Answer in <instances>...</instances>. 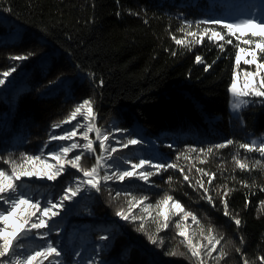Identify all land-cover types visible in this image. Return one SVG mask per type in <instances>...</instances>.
Here are the masks:
<instances>
[{
    "label": "trees",
    "instance_id": "16d2710c",
    "mask_svg": "<svg viewBox=\"0 0 264 264\" xmlns=\"http://www.w3.org/2000/svg\"><path fill=\"white\" fill-rule=\"evenodd\" d=\"M231 9L229 0H0V79H5L0 85V157L11 153L19 163L23 152L42 155L54 165L48 153L66 143L50 137L62 135L73 121L55 129L52 125L65 121L83 99L92 98L94 112L103 123H112L115 146H122L130 133L136 138L143 134L155 143L157 154H126L128 163L146 159L152 165L178 166L149 177L151 185L106 188L113 195L111 200L95 190L87 192L78 211L87 222L69 226L70 232L60 225L47 238L59 241L61 264H147L149 260L199 264L178 235L186 233L183 213L174 211L172 201L157 204L166 195L197 217L199 223L193 222L188 236L193 245H198L200 236L220 241L207 256V264H264L260 259L264 257V206L260 203L264 201V159L236 145L212 153L199 151L229 139L243 143L251 141L250 134L264 135V97H251L240 118L228 109L229 86L240 52L235 45L249 48L243 40L250 33L237 35L239 40L226 36L232 44L225 43L224 51L218 47L224 41L205 36L196 44L186 35L204 27L220 30V25H201L198 30L195 22L223 18V12ZM185 22H191L190 26ZM173 37L188 46L177 45ZM17 56L28 58H11ZM196 56L204 63H197ZM206 65H211L207 71ZM4 72L9 76L3 77ZM117 128L129 131L121 134ZM237 152L251 171L235 165L232 157ZM35 167L46 170L39 164ZM115 167L116 171L132 170L123 162H115ZM0 168L10 171L2 160ZM136 171L155 169L149 165ZM23 178L25 191L29 183ZM69 183L75 182L68 181L66 187ZM131 200L144 205L140 210L135 206L132 214L137 220L123 226L102 221ZM225 201L230 216L224 214ZM166 215L169 227L158 233L164 242L160 248L149 242L145 232L157 234ZM233 218L241 221L239 227ZM92 219L97 220L93 226ZM141 222L145 232L137 231ZM103 235L110 239L102 241ZM221 250L226 255L218 258ZM173 251L175 256L165 255Z\"/></svg>",
    "mask_w": 264,
    "mask_h": 264
},
{
    "label": "snow or ice",
    "instance_id": "6c2138e0",
    "mask_svg": "<svg viewBox=\"0 0 264 264\" xmlns=\"http://www.w3.org/2000/svg\"><path fill=\"white\" fill-rule=\"evenodd\" d=\"M189 26L191 22H185ZM197 25V29H200L201 25H220V30H217L214 27H204L202 30L198 32H187V36H192L194 38V43L199 44L202 42V39L207 36V39L210 41H224L218 45L221 51H224V44H232L231 39H226L228 37H235L237 40L240 39L237 36V32H241L243 29L248 28H259L261 32L257 34L256 32L250 33L249 38L244 39L243 43L245 45H251L253 43L256 44V48L259 49L260 59H264V14L261 15H250L245 18H237L233 20H227L225 18H208L204 20H198L195 22ZM184 29H181L183 31ZM210 33V35H209ZM200 35L201 40H195L196 35ZM243 35V33H242ZM259 35V40H254L253 38ZM175 43L177 45H183L185 47L188 46L184 40L176 39ZM240 51H246V49L241 48L239 44L235 45ZM176 55L175 52L172 53ZM31 55V54H29ZM252 60H245V64L255 63L257 59L256 50L252 49ZM14 60H24L28 57L26 56H17L11 57ZM195 61L197 63L203 64L204 61L202 57L196 56ZM240 57L237 55L236 62L237 66L239 65ZM215 63V61H213ZM211 65L205 66V71L210 68ZM264 68V63L257 64V69ZM11 71H15V67L11 69ZM9 72H4L3 77L9 76ZM91 75V74H90ZM245 75L254 76L256 73L246 72ZM5 83V79H0V85ZM100 86L103 85V81L99 82ZM264 87V85H262ZM230 93L235 98V102H230V107L232 110L239 111L242 106H244L247 101L242 99L243 97H247L249 95H255L257 97H264V91H255L248 92L238 90L236 87V77L233 75L232 84L229 88ZM83 117L85 120H90V122L86 125L82 124L77 117ZM76 121L75 124H72L71 127L67 130H62V135H52L50 137L51 140L55 141H72L69 144H59L58 151H50L48 153L55 161L56 164H48L46 159L42 158V155H31L28 153H20V162L11 158V153L7 158L0 157V160L3 161L4 164L9 165V170L0 168V264H61V260L59 259L63 255V251L60 249L59 241H52L47 239L53 231H59V221L54 219L61 215V212L57 209L63 210L65 209L66 201H73L75 197L81 195L82 192L87 193L91 190H95L96 192H100L102 190V182H107L109 180H119L124 181L126 178L136 176L138 179L148 182L149 177L154 174H159L161 171H167L169 168L178 167L174 163H158L152 165L150 160L140 159L139 163L132 164V170H122V171H113L111 174L108 171H105L104 174L100 175L101 168H112L113 165L108 164L107 161L113 159L112 153L116 152V148L110 147L106 144V141L109 139V135L103 132L99 127L95 125V112H94V100L92 98L83 99L82 102L77 104L73 111L70 112L69 116L65 121H61L59 124H53L52 127L60 128L62 124L70 123L71 121ZM80 129H83L80 131ZM115 131L120 132L121 134L127 133L128 129H115ZM95 132L96 140L99 141V155L95 157V164L90 169H85L81 166L80 161L83 156L86 154L91 155L96 152L94 148V141L89 138V133ZM82 137L83 143H78L73 140L77 134ZM144 141L141 138H136L134 133H130L126 141L122 144V147L127 148L129 145H140L143 144ZM230 145H236L239 149H243L246 153L250 152H258L260 157L264 159V136L257 138L256 140H251L247 142H238L233 140H226L223 143H218L210 146L207 149H199L201 153H212L213 150L224 149ZM47 147V143L45 144ZM171 147V145H169ZM80 150L76 152L72 158H68L69 153H73L74 150ZM192 151H197L196 149H192ZM41 153H43V149H41ZM179 158V157H178ZM187 158V157H185ZM235 165L241 170L251 171L246 160H242L240 158V153L237 152L232 157ZM125 163H128L125 160ZM260 161H257L259 164ZM39 164L41 170H36L35 165ZM32 165V166H29ZM66 165H70L72 169H76L77 172H82L83 179L80 177L75 178V183H69L67 187H62V195L60 198L53 202L52 199H49L45 204H41L40 200H33V198L27 195L22 188L24 187L22 178H36V179H46L47 181H57L63 174L71 175L68 172V168ZM144 165H150L155 169V172L151 171H139L136 169L142 168ZM255 167V165H253ZM182 171V170H181ZM204 175H207L202 169H199ZM169 181L172 177L168 178ZM185 180L188 179L187 175L184 177ZM19 182V183H18ZM203 185L201 184V187ZM246 186V185H245ZM264 191V189H261ZM119 195V193H117ZM205 195H207V189H205ZM226 195V193H225ZM143 199H147L144 197ZM209 203H212V198L210 196L207 197ZM172 201V207H175L180 212L183 213L184 217L191 216L192 221L199 223L197 217L191 213L185 212L183 207L180 205L178 201H175L171 195H166L163 201H158L157 204L168 205V202ZM262 206H264V201L260 202ZM131 210L132 206L136 204H140L141 207H144L142 201H129ZM23 206H29V210L27 214L24 213ZM151 207V205H148ZM225 207V215L230 216L231 214L228 212V206L226 201L224 202ZM19 210V211H18ZM116 217H119L121 220L129 221L136 220L137 217L135 214L129 215L127 212L123 210H118L115 213ZM12 219L13 223H9V220ZM234 219L235 224L239 227L241 221L239 219ZM143 221V218H141ZM168 216H165V222L162 227L157 228V234L148 235L145 232V225L141 222L137 231L145 232L147 238L151 244L156 247H163V240L158 239V233L163 229L169 227L168 224ZM177 229L181 227L180 222L176 223ZM211 231V230H209ZM39 234V239L44 241L43 244L37 245L34 249L26 250L24 241L28 238H35ZM178 235L184 237L185 239L181 241V243H185L187 241L188 251L192 257L198 258L199 264H203L202 257L204 255L211 256L213 250L216 249L217 244L220 243L219 240L212 242L209 241L210 248H204L201 246L202 250L197 251L196 245H193L191 240L185 236L183 231H179ZM100 239L108 240L110 237L108 235H103ZM214 239V238H213ZM221 239H223L221 237ZM243 242V241H241ZM239 252L240 249H237ZM79 255V253H77ZM165 255L175 256L176 252L165 253ZM183 255V253H181ZM226 253H223L221 250L218 253V258H222ZM217 258V257H214ZM262 262H264V257L260 258ZM147 264H154V261L149 260ZM247 264V261H245Z\"/></svg>",
    "mask_w": 264,
    "mask_h": 264
},
{
    "label": "rangeland",
    "instance_id": "374dc122",
    "mask_svg": "<svg viewBox=\"0 0 264 264\" xmlns=\"http://www.w3.org/2000/svg\"><path fill=\"white\" fill-rule=\"evenodd\" d=\"M229 1L232 4V9L223 12V18H225L227 20H233V19H237V18L242 19V18L248 17L250 15L264 14V0H254V2H252V3L251 2L245 3L243 0H229ZM252 32H256L257 34H259L261 32V29H259V28H248V29L242 30L243 35L247 34V33H252ZM242 33L237 32V35H242ZM195 37L200 38V36H198V34ZM258 37H259V35H258ZM248 46H249V48H244V49H246V51H240L238 53V55L240 57V61H239V65L238 66L236 65L235 72H234L235 77H236V87L238 90L248 91V92L264 91V87H262V85H264L263 81H262V76L264 75V68H260L259 70L257 69V64L264 63V61H261L260 59H258L259 49L256 48L255 43L248 45ZM252 49L256 50L257 59H256L255 63L245 64L244 63L245 60H252V58H253L252 57ZM246 72L256 73V75L248 76V75H245ZM231 84H230V86H231ZM230 86H229V88H230ZM253 96H255V95H249L247 97L242 98V99L247 101V103L245 105L248 104V102L250 101V98ZM230 102H235V98L232 96V94L229 91L228 109L230 111V114L236 118H240L241 117V110L245 105L242 106L239 111L234 112L232 110V108L230 107ZM77 119L80 120V122L84 125H86L90 122V120H85L83 117H79V116L77 117ZM75 123H76V121L74 120L72 123L66 125L65 128L69 129L71 127V125L75 124ZM94 123L103 132H105L106 134L109 135V139L106 141V144L110 147L116 148V152L112 153L113 159H110L107 161V163L113 165V167L108 168V169L101 168L99 170L101 176L104 174L105 171H108L109 174H111L113 171H116L115 162L125 163V160H127V158L125 157L126 154L127 155L132 154V153L137 152V151L149 152L151 155L157 154L156 153L157 149H156L155 143L152 141H148L147 138H145L143 136V134L139 135V138H141L144 141L143 144L135 145V146L129 145L127 148H124L122 146L117 147L115 145H118V144H116L114 142L115 139L113 137L115 132H112L110 130L111 127H113L112 123L111 124L103 123L102 120L98 117V115L96 113H95V122ZM133 127H136V126L134 125ZM82 130L83 129H80V131H82ZM137 130L141 133L140 126L137 127ZM261 136H264V135H262V134L261 135H251L250 134L249 138H250V140H256L257 138H259ZM89 138L94 141L93 146L96 149V152L94 154L85 155L82 157L80 164L85 169H90V167L92 166V162H93V165L96 162V160H95L96 155H99V141L96 140L95 132H90ZM73 140L78 142V143L84 142L82 137L79 135V133L75 137H73ZM62 142L69 144L72 141H62ZM79 151L80 150L78 149V150H74L73 153H69L68 158L69 159L72 158L73 155ZM55 164H56V162L54 163V165ZM125 164H129L130 166H132L131 163H125ZM144 166H149V165H144ZM66 167L68 168V172L71 173V175L63 174L60 178L57 179V181H47L46 179H36V178H23L24 180H26V182L29 183V187L24 192L27 195L31 196L33 198V200H40L42 205L45 204L49 199H52L53 202L57 201L60 198V196L63 194L61 191V188L66 187L65 183H67L70 180L75 182L76 177H80L83 179L82 172H77V170L72 169L70 167V165H66ZM139 183L151 185V183H149V182L145 183V181L138 179L136 176H133V177L126 178L124 181L109 180L107 182H102V190L100 192H97V193H100L102 196H105L106 199L111 200L113 195L106 188L113 187V186L116 188H124L126 186H129L132 184H139ZM85 194L86 193L82 192L81 195L75 197L73 201H66L65 202V205H66L65 209H63V210L57 209L58 211L61 212V215L59 217L54 218V219L59 221V226L62 225L65 229L68 228L67 229L68 232H70L69 226H74L78 221L87 222V219L86 220L81 219L82 217H80L78 215L80 204L82 203V200H84V198L86 197ZM131 201H133V200H131ZM135 206H136L137 210L142 209L140 204H138V205L136 204ZM135 206H132L131 210L129 211L130 204H126L123 206V208H120L118 210H123L124 212H127L129 215H131L133 213V211L136 210ZM173 209L176 212L179 211L175 207H173ZM23 210H24V213L27 214V211L29 210V206H23ZM118 210H116V211H118ZM187 212L191 213L190 211H187ZM115 213H114V215H112V217L106 216V218L105 217L102 218V221L107 222L108 220H110V221H113L114 223H116L118 225H122V226L125 222L131 221V220H129V221L121 220L119 217H116ZM91 221L92 222L89 224L93 226L94 224H96L97 220L92 219ZM182 221L184 222V225H185V230H186L185 236L188 237L190 232H191V229H192L191 227H192V224L194 221H192L191 216H188V217L182 216ZM9 223L10 224L13 223V220L10 219ZM65 232H66V230L63 232V236L66 235V237H67L68 232L67 233H65ZM211 239L212 238L200 236L198 238V245H197L196 250L201 251L202 250L201 246H203L204 248H210L209 241ZM185 242L187 243V241H185ZM24 243H25V249L31 250V249H34L37 245L42 244L43 241L39 239V234H37V236L35 238H28L24 241ZM216 248H217V246H216ZM215 250H213L212 253H214ZM205 256H206V259H204V260L202 259L203 264H207V261H208L209 255H205ZM45 264H47V261H45Z\"/></svg>",
    "mask_w": 264,
    "mask_h": 264
}]
</instances>
